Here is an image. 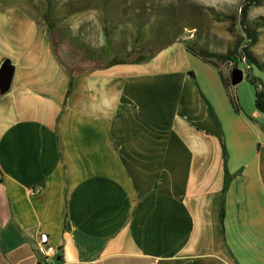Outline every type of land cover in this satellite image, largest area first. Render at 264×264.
Returning <instances> with one entry per match:
<instances>
[{
    "label": "crops",
    "instance_id": "0c3cea01",
    "mask_svg": "<svg viewBox=\"0 0 264 264\" xmlns=\"http://www.w3.org/2000/svg\"><path fill=\"white\" fill-rule=\"evenodd\" d=\"M7 59L0 264H44L45 243L58 264H264V117L234 109L220 69L175 42L75 73L67 95L49 32L16 9L0 11Z\"/></svg>",
    "mask_w": 264,
    "mask_h": 264
},
{
    "label": "rangeland",
    "instance_id": "374dc122",
    "mask_svg": "<svg viewBox=\"0 0 264 264\" xmlns=\"http://www.w3.org/2000/svg\"><path fill=\"white\" fill-rule=\"evenodd\" d=\"M52 2V14L56 24L53 34L56 51L70 70L98 64L103 55L104 45L108 41L112 53L131 50L137 28L143 26L138 40L139 46L160 45L164 37L157 38V35L169 32L172 26L173 37L219 53L233 50L242 36L239 10L244 0H52ZM46 7V0H0V11L20 10L37 21L40 26H45L43 13ZM212 11L231 15L236 21L218 20ZM249 17L264 22V4L253 6ZM252 51L258 60L264 63V28ZM175 53L178 52L173 51V54ZM212 61L221 70L229 85V93L236 98L240 107L248 113L257 110L255 107L257 88L247 81L246 75L261 78L263 82L264 75L256 69L249 71L247 64L240 57L237 62L225 63L216 59ZM189 63L185 64L186 67L190 66L193 71L200 72L203 76L201 70ZM235 68L242 69L245 78L238 85L232 86L231 71ZM258 85L261 88L259 81Z\"/></svg>",
    "mask_w": 264,
    "mask_h": 264
},
{
    "label": "trees",
    "instance_id": "16d2710c",
    "mask_svg": "<svg viewBox=\"0 0 264 264\" xmlns=\"http://www.w3.org/2000/svg\"><path fill=\"white\" fill-rule=\"evenodd\" d=\"M47 7L43 13V21L45 24V27L47 31L50 34L53 46L56 50V44L53 37V34L55 33V21L53 18V2L52 0H46ZM264 4V0H244V3L241 5L239 10V25L241 27L242 36H240L239 40L237 41L235 47L233 50H229L225 53H219L209 50L208 48L193 43V42H183L178 37H173V26L171 28V32H162L159 35H157V38L164 37L163 41L158 46H139L138 40L140 38V35L142 33L143 27L137 28V35L135 36L134 44L131 48V50H121L116 51L112 53L110 47V41L104 45L103 49V55L101 56V61L98 64H95L94 66H88L84 68H75L73 70H70L67 68V70L70 72L71 80L69 84V89L67 92V95L70 93L72 88V80L74 78L75 73H80L81 71H84L86 69H95V68H108L115 65L120 64H141V63H147L151 61L156 55H158L161 51L166 49L167 47L171 46L175 42H182L185 45V48L188 52H190L192 55L200 58L202 61H204L207 64L212 65L213 67H217V65L212 61L213 59L222 61V62H237L238 58L240 57L241 60H244V62L249 67V71L251 70H258L264 75V63L260 62L258 58L255 56V54L252 51V48L257 44V42L260 39L262 29L264 28V22H262L261 19H251L249 17L250 10L253 6H261ZM214 17L218 20H230L232 22L236 21L231 15L226 14H219L215 11H212ZM107 31V29H105ZM157 33L160 32L156 31ZM171 34V35H170ZM164 35V36H162ZM108 47V49H107ZM107 49V50H106ZM191 75H193L192 72H190ZM219 73L221 74L220 70ZM222 77V75H221ZM247 81H249L251 84L256 86V92H255V107L256 109L264 115V82L261 78L252 76L250 74L246 75ZM222 81L225 85V87L228 89L229 85L225 81V79L222 77ZM258 81L260 82V86L258 85ZM231 104L233 105L234 109L236 111L240 110V105L237 103L236 98L234 96H230ZM208 111L210 114V117L213 121L215 131L214 134L219 138V141L222 146L223 150V156L225 161L227 160V150L225 146V138L224 133L222 130L221 123L214 112L212 106L208 103ZM231 177L228 175V172H226V180L225 185L223 189V201H224V195L229 187ZM223 222H224V202L220 214V228L221 232L224 233L223 228ZM65 229H68V220L66 222Z\"/></svg>",
    "mask_w": 264,
    "mask_h": 264
},
{
    "label": "water",
    "instance_id": "95a60500",
    "mask_svg": "<svg viewBox=\"0 0 264 264\" xmlns=\"http://www.w3.org/2000/svg\"><path fill=\"white\" fill-rule=\"evenodd\" d=\"M14 68L11 65L10 60H5L0 67V93L5 94L11 87ZM245 78L244 71L239 68H235L231 71V85L236 86L241 83ZM59 260V258H58Z\"/></svg>",
    "mask_w": 264,
    "mask_h": 264
},
{
    "label": "built area",
    "instance_id": "2783aa9c",
    "mask_svg": "<svg viewBox=\"0 0 264 264\" xmlns=\"http://www.w3.org/2000/svg\"><path fill=\"white\" fill-rule=\"evenodd\" d=\"M45 250L44 264H58L56 258L59 255V249L45 243Z\"/></svg>",
    "mask_w": 264,
    "mask_h": 264
}]
</instances>
